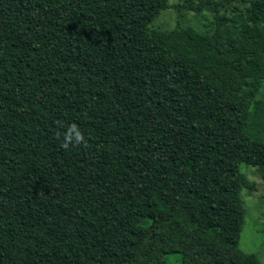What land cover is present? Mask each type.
I'll return each mask as SVG.
<instances>
[{
  "label": "trees",
  "instance_id": "1",
  "mask_svg": "<svg viewBox=\"0 0 264 264\" xmlns=\"http://www.w3.org/2000/svg\"><path fill=\"white\" fill-rule=\"evenodd\" d=\"M262 98L264 0H0V264H262Z\"/></svg>",
  "mask_w": 264,
  "mask_h": 264
},
{
  "label": "rangeland",
  "instance_id": "2",
  "mask_svg": "<svg viewBox=\"0 0 264 264\" xmlns=\"http://www.w3.org/2000/svg\"><path fill=\"white\" fill-rule=\"evenodd\" d=\"M182 0H172L179 3ZM212 19V14L205 11L203 14L187 13L181 17L177 9L169 8L159 15L153 22L154 28L167 29L177 24L189 25L197 30L206 29ZM264 101V98L261 99ZM241 172L250 181L251 188L244 189L242 198L245 201V222L241 233L240 249L246 253L255 254L264 264V170L246 163L240 164ZM166 264H183L182 255L173 253L166 257Z\"/></svg>",
  "mask_w": 264,
  "mask_h": 264
}]
</instances>
